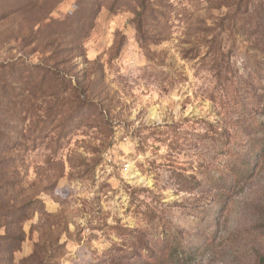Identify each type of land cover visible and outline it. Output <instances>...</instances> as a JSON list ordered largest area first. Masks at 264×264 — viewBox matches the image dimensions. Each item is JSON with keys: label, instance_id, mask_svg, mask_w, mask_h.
<instances>
[{"label": "rangeland", "instance_id": "obj_1", "mask_svg": "<svg viewBox=\"0 0 264 264\" xmlns=\"http://www.w3.org/2000/svg\"><path fill=\"white\" fill-rule=\"evenodd\" d=\"M231 1L0 0V264H264V0Z\"/></svg>", "mask_w": 264, "mask_h": 264}, {"label": "trees", "instance_id": "obj_2", "mask_svg": "<svg viewBox=\"0 0 264 264\" xmlns=\"http://www.w3.org/2000/svg\"><path fill=\"white\" fill-rule=\"evenodd\" d=\"M255 1L256 0H232L228 4L230 13L226 16V21L230 26L239 24L244 21V25H249L252 19L257 17L255 12ZM157 2H152V0H139V10L136 12L135 21L138 32L149 25L150 21L154 20L156 14L159 12L156 6ZM256 33L260 34L259 39L263 46L260 48L261 52H264V19L260 22L256 21ZM255 26V25H254ZM262 29V31H261ZM264 57V54H261ZM14 70L15 67H12ZM264 110V105L262 106ZM250 169V168H248ZM234 177L239 175V172H234ZM175 250H172L168 254H157L154 255L151 252L148 256L141 255V263L144 264H189L196 256L195 251L181 250L180 244L177 243ZM183 251V252H182Z\"/></svg>", "mask_w": 264, "mask_h": 264}]
</instances>
